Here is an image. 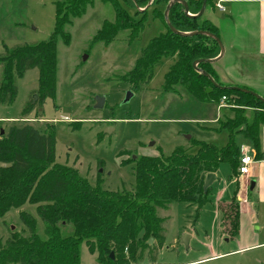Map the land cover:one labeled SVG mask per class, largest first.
<instances>
[{"label": "trees", "instance_id": "trees-1", "mask_svg": "<svg viewBox=\"0 0 264 264\" xmlns=\"http://www.w3.org/2000/svg\"><path fill=\"white\" fill-rule=\"evenodd\" d=\"M93 0H58L55 2V30L48 41L34 44H18L7 49L0 57L2 77L0 81V103H12L17 95V79L30 70L39 71L38 102L31 100L23 110V117L42 106L46 98H54L57 83V40L62 37L70 42L67 25L73 18L82 16ZM112 4L115 10L113 21L105 20L92 42L109 44L122 31H128L130 42L146 27L145 16L138 20L118 0H102ZM146 13L151 0H123ZM189 7L175 3L168 14L171 25L182 33L201 32L195 35H179L172 32L166 23L164 11L171 0H152L154 18L163 22L165 31L154 37L143 50L133 70L121 76L136 90H140L153 77L155 66L164 57H176L165 75L164 93H174L182 86L195 99L202 102L226 103L234 101L235 116L222 128L230 135L242 133L255 151L262 157L259 129L264 123V102L249 92L227 88L218 81L213 65L198 60L214 59L221 48L211 35L219 37L217 26L204 16H197L203 0H184ZM213 0H207V8ZM150 6V7H151ZM224 87H216L203 73ZM211 88L212 91L207 92ZM252 109L254 115L249 123L245 110ZM37 114L39 113L38 110ZM244 124V128H240ZM240 128V129H236ZM215 130V129H214ZM216 131V130H215ZM218 132L221 129L217 130ZM195 152L178 146L166 156H143L136 161L135 186L131 191H110L101 184L92 185L78 169L56 162L55 127L39 131L30 124L10 127L1 134L0 128V218L25 204L36 205L44 224V236L37 233L36 220L26 211L19 219L27 227L28 235L11 232L4 242L0 239V264H81V245L94 247L101 264H157L156 247L143 239L150 235L162 246L165 240L163 224L165 218L158 209H166L181 200L183 184L192 179L204 165L208 171L221 163H229L237 173L242 157L241 147L233 140L225 146L192 138ZM187 180V181H186ZM197 198V196H195ZM197 200V199H196ZM225 221L223 233L233 239L239 233L238 209L228 214L225 205H220ZM69 226L68 234L63 228ZM149 240V239H148ZM129 250L126 258L125 251ZM148 251V252H147ZM116 254V261L110 254Z\"/></svg>", "mask_w": 264, "mask_h": 264}, {"label": "rangeland", "instance_id": "rangeland-1", "mask_svg": "<svg viewBox=\"0 0 264 264\" xmlns=\"http://www.w3.org/2000/svg\"><path fill=\"white\" fill-rule=\"evenodd\" d=\"M56 1L0 0V57L15 45L50 40L56 24ZM118 1L133 18L140 20L145 16L146 27L138 37L130 42L129 32L122 31L109 44L92 42L104 21L115 19L112 4L93 0L82 16L73 18L66 26L69 44L62 37L57 40L55 97L46 98L40 108L22 120L26 105L31 100L35 104L39 101L35 99L39 71L37 68L26 71L17 79L15 100L0 103L1 130L6 133L10 127L30 124L44 132L53 125L56 162L78 169L90 184L99 183L110 191L134 189L136 161L143 156H159L161 152L169 156L178 146L194 153L196 149L189 142L192 138L218 146L233 140L239 146L250 147L238 130L230 135L227 128H222L235 116L234 101L219 109L216 103L195 99L182 86L176 87L174 93L163 92L165 75L176 57H164L155 66L152 79L140 90L120 79L134 69L145 47L165 27L154 18L153 10L159 6H151L152 0L140 8L141 12L148 9L146 13H138L129 3ZM1 77L0 61V81ZM130 91L133 96L126 101ZM96 97L105 99L103 108H95ZM245 115L250 123L253 112L249 110ZM219 170L221 178L229 181L231 165L222 163ZM185 178L191 180L188 174ZM205 198L206 195L202 200ZM208 200L195 206L174 202L166 209H158V215L165 218V240L161 246L153 238L157 264H264V247L235 251L240 247L238 236L223 241L218 232L214 233L215 225L221 222L222 226L225 217L221 213L220 221L215 222L214 198L209 196ZM36 207L27 203L0 218L1 241L7 240L14 231L28 235L27 227L19 219L21 211L36 220L37 233L43 237L44 224ZM63 231L68 234L71 228L67 226ZM191 231L195 235L186 247L181 239ZM208 237L214 240L213 247L207 246ZM150 238V235L143 236L145 241ZM80 253L81 264H101L94 247L83 243ZM125 255L129 257L128 249ZM113 260L116 261V254Z\"/></svg>", "mask_w": 264, "mask_h": 264}, {"label": "crops", "instance_id": "crops-1", "mask_svg": "<svg viewBox=\"0 0 264 264\" xmlns=\"http://www.w3.org/2000/svg\"><path fill=\"white\" fill-rule=\"evenodd\" d=\"M218 4L223 9H219ZM205 15L217 26L225 50L218 61L211 63L218 81L226 87L248 89L264 98V0H214ZM249 110L254 115V111L247 109V112ZM259 139L263 153L260 158L256 157L251 144L250 147L240 145L241 153L245 147L254 153L248 176L233 173L232 169L229 181H225L220 176L222 163L211 171L201 165L197 174L183 186V196L178 201L195 206V203L208 202L212 196L215 222L221 218L220 205H225L229 214L238 209L240 247L235 251L264 247V123L259 129ZM209 173L215 174L216 179L204 189ZM204 195L206 198L202 200ZM213 231L218 232L223 241L232 240L223 233L221 222ZM190 235L192 239L195 233L191 231ZM209 238L207 246L213 247L215 242Z\"/></svg>", "mask_w": 264, "mask_h": 264}, {"label": "water", "instance_id": "water-1", "mask_svg": "<svg viewBox=\"0 0 264 264\" xmlns=\"http://www.w3.org/2000/svg\"><path fill=\"white\" fill-rule=\"evenodd\" d=\"M177 2L182 3V4L184 5V11H185V13L188 14V15H190V14H189V7H188V4H187L184 0H171V2L168 4V6L166 7V9H165V11H164L165 20H166V23L168 24L170 30H171L172 32L176 33V34H179V35H195V34L201 33V32L182 33V32H179L178 30H176V29L171 25V23H170V21H169L168 14H169V11H170L171 7H172L175 3H177ZM206 9H207V0H203V4H202V8H201L200 12H199L197 15H195L194 17L202 16V15L205 13ZM190 16H191V15H190ZM206 34L209 35V36H211V37H213V38L219 43L220 48H221V52H220L219 56L216 57V58H214V59H206V60H198V61H196V62L194 63V66H195L196 68H197V65H198L200 62H202V61H206V62H209V63H215L216 61H218V60L223 56L224 51H225V50H224V46H223V44H222V42H221V40H220L219 37L214 36V35H211V34H209V33H206ZM86 58H87V56L84 57V59H86ZM197 70L200 71V69H197ZM200 72L203 73L205 76H207V77L210 79V81H211L216 87L224 88V87L218 85V84L214 81V79H213V78H212L207 72H205V71H200ZM227 88H228V87H227ZM229 88H236V89H240V90H242V91H244V92H249V93H251L252 95H254L255 97H257L258 99H260L262 102H264V98H263V97H261V96L258 95L257 93L252 92V91H250V90H248V89H243V88H239V87H229ZM210 91H212V89H211V88H208V89H207V92H210ZM132 96H133V93H132L131 91L128 92V95H127L126 101H129V100L131 99ZM35 99H37V96H35ZM95 102H96V103H95V108H97V109H101V108H103V106H104L105 99H104L103 97H96ZM3 133H4V130L2 129V130H1V134H3ZM186 138H187V139H191L190 136H186ZM134 159H135V157H134ZM100 171H102V170H100ZM215 179H216L215 174H213V173H209V174L207 175L206 183L204 184V189H207V187H209L210 184H211ZM190 238H191V235H190V233H188V232L184 233L183 236H182V239H181V240H182V243H183L186 247L189 246V240H190ZM148 244H149L150 246H152V244H153V238H152V237L148 240ZM110 256H111L112 259H114V252H111Z\"/></svg>", "mask_w": 264, "mask_h": 264}, {"label": "built area", "instance_id": "built-area-1", "mask_svg": "<svg viewBox=\"0 0 264 264\" xmlns=\"http://www.w3.org/2000/svg\"><path fill=\"white\" fill-rule=\"evenodd\" d=\"M219 9H223L222 6L220 4L217 5ZM227 103H226V97H223L222 100L220 101L218 108H226L227 107ZM254 162V153L252 151L251 148H243L242 151V157L240 160V166L238 169V174L239 175H246L248 176L251 172V165Z\"/></svg>", "mask_w": 264, "mask_h": 264}, {"label": "flooded vegetation", "instance_id": "flooded-vegetation-1", "mask_svg": "<svg viewBox=\"0 0 264 264\" xmlns=\"http://www.w3.org/2000/svg\"><path fill=\"white\" fill-rule=\"evenodd\" d=\"M100 170H102V171H103V169H102V168H100V169H99V171H100ZM102 171H100V172H102Z\"/></svg>", "mask_w": 264, "mask_h": 264}]
</instances>
